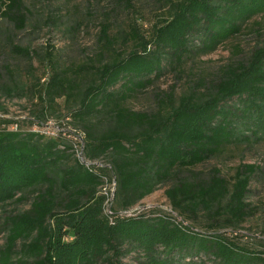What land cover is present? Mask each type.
<instances>
[{
	"label": "trees",
	"instance_id": "trees-1",
	"mask_svg": "<svg viewBox=\"0 0 264 264\" xmlns=\"http://www.w3.org/2000/svg\"><path fill=\"white\" fill-rule=\"evenodd\" d=\"M164 1L167 10L148 35L136 23L125 33L127 51L114 47L104 27L106 60L69 74L51 49L46 53L50 75L41 84L37 78L35 97L49 103L64 97V117L76 130L69 134L78 138L25 131L0 115V212L32 195L28 209L4 219L0 264H127L130 255L136 264H264V249L229 233L253 214L248 194L255 166L239 168L232 179L218 168L206 178L180 175L230 145L264 140V45L222 67L204 91L189 90L176 102L169 96L154 112L126 105L169 65L211 53L240 33L264 14V0ZM115 2L132 6V0ZM22 3L0 0L2 16L20 30ZM7 43L34 69L36 51ZM46 109L31 113L33 125L48 121ZM0 112H7L2 104ZM113 181L108 201L104 188ZM162 185L171 213L130 212ZM202 218L205 230L196 227Z\"/></svg>",
	"mask_w": 264,
	"mask_h": 264
},
{
	"label": "rangeland",
	"instance_id": "rangeland-1",
	"mask_svg": "<svg viewBox=\"0 0 264 264\" xmlns=\"http://www.w3.org/2000/svg\"><path fill=\"white\" fill-rule=\"evenodd\" d=\"M165 5L164 0H132V6H123L115 0H23L25 21L21 30L0 11V104L7 109L0 115L18 121L19 127L25 131H45L51 137L64 131L65 135L78 138L69 134L70 130H76L64 117L67 112L64 97L57 98L53 103L47 100L40 102L35 97L39 85L45 83L50 75L46 53L51 49L60 69L72 74L82 65L108 58L102 51L104 27H107L114 47L127 51L131 44L125 40V33L130 31L131 25L136 23L148 35L153 24L166 12ZM7 40L37 52L34 69L25 59L14 54ZM263 45L264 14H261L247 21L240 33L219 44L211 53L193 54L180 63L169 65L153 85L129 98L126 105L134 111L154 112L169 103V96L176 102L189 90L197 93L204 91L205 85L215 79L222 67L247 58L255 48ZM32 74L35 78L30 79ZM37 78H40V84ZM42 106H47L46 113H50L48 121L41 126L33 125L31 113H36ZM246 165L255 166L248 194L253 214L239 230L229 233L236 235L240 243L264 249V140L252 138L250 142L230 145L192 171L180 175L206 178L218 168L221 175L232 179L236 171ZM108 183L109 189L113 184L108 186ZM166 188L167 185L160 186L130 212L157 208L159 212L171 213ZM31 201L32 195L24 201L8 203L0 212V247L4 245L7 233L5 217L28 209ZM205 222L206 219L202 218L196 227L205 230ZM123 261L136 264L134 255Z\"/></svg>",
	"mask_w": 264,
	"mask_h": 264
},
{
	"label": "built area",
	"instance_id": "built-area-1",
	"mask_svg": "<svg viewBox=\"0 0 264 264\" xmlns=\"http://www.w3.org/2000/svg\"><path fill=\"white\" fill-rule=\"evenodd\" d=\"M78 156H79L80 159H82L83 161H85L84 158H83V156H82V151H79ZM97 164L98 165H103L102 163H97ZM112 184L113 185H111V187L109 189L108 188H104V192L108 196V201L111 200L112 197H113V192H114V188H115V181H113Z\"/></svg>",
	"mask_w": 264,
	"mask_h": 264
}]
</instances>
